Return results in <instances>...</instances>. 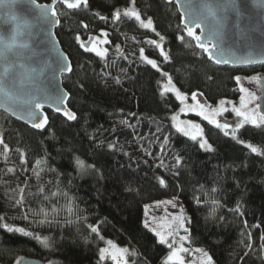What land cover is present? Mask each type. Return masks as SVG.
<instances>
[{"label": "trees", "instance_id": "trees-1", "mask_svg": "<svg viewBox=\"0 0 264 264\" xmlns=\"http://www.w3.org/2000/svg\"><path fill=\"white\" fill-rule=\"evenodd\" d=\"M88 1L75 10L57 7L56 35L73 66L63 77L64 86L77 119L68 122L47 110L50 123L37 131L0 112V134L9 146L5 157L0 145V264L32 255L50 264H105L101 249L108 241L128 250L127 264H165L171 248L144 222L145 206L164 198L182 203L189 219L188 243L205 249L215 264H264V154L246 147L251 143L264 152V126L245 124L234 139L201 120L212 150L200 148L197 140L177 132L172 117L182 103L162 88V73H168L189 98L195 92L206 104L236 100L240 82L235 77L264 74V64L212 63L183 31L176 5L166 0H135L155 32L134 19L113 20L116 9L133 6L131 0ZM101 30L110 41L103 57L75 39L104 38ZM157 33L165 37L167 61L148 43L159 40ZM141 48L157 60L158 69L141 59ZM226 117L236 121L231 113ZM109 143L116 147L109 149ZM176 155L182 157L180 165ZM76 158L95 167L80 169ZM20 188L25 203L16 206ZM25 214L43 221L37 228L24 227L33 235L3 227Z\"/></svg>", "mask_w": 264, "mask_h": 264}, {"label": "snow or ice", "instance_id": "snow-or-ice-1", "mask_svg": "<svg viewBox=\"0 0 264 264\" xmlns=\"http://www.w3.org/2000/svg\"><path fill=\"white\" fill-rule=\"evenodd\" d=\"M131 7H127L123 9V12L120 9H116L112 13V18L114 21H119L121 17H126L129 19H134L138 24L146 29H151L155 32V28L153 26V21L151 18H147V20L141 17V13L135 8V0H131ZM264 3V0H261ZM31 3L39 10L40 17L46 20L51 25H57L60 23L59 15L56 5L60 3L62 5H66L67 9H79L81 6L87 7L88 0H51L50 4H37L36 0H31ZM183 12L188 17L187 22L182 20L184 24L183 31L186 33L187 37L190 38L191 41L195 42V46L198 47L202 53L207 54V58L213 61L215 64H229L238 62L241 64H251L253 63V59L251 57L239 58L238 60H230L225 58L224 55V44H225V25L227 23V13L231 9H236V5L234 0L230 4L225 3H211L208 0H201L200 3H192L191 0H188L187 3L181 5ZM237 14L238 10H237ZM99 15V14H97ZM16 17L13 16L12 20L16 21ZM100 19H107V17L101 16ZM28 22H17L14 27L11 28L10 32H8L7 36L3 32H0V65L3 67V71L0 72V94H3L5 102L16 103L19 101L22 105L20 108V119H27L34 129H45V127L49 123V117L43 111L44 102L52 101L55 105V111L63 114L68 120H76L77 115L74 111L68 109L66 107V102L68 100L69 94L62 90H57L55 95H49L43 89L40 88L39 84L36 83L38 75L43 74V70H40V73L37 75H29L28 81L30 83L32 91L27 94V98L21 97L19 94L21 86L24 85V73L18 72L17 69H25L26 65L22 62L23 60L29 58L27 57V52L30 48L29 42L26 38V33L24 29L27 27ZM83 27L87 28L88 26L85 24ZM197 29H200L199 34L197 33ZM159 36V41L157 40H149L148 43L155 46L159 49L160 54L163 56L164 60L167 61L169 59L168 53L164 50L162 42L165 37L157 33ZM101 36L104 39H101L100 36H89L88 41H82L80 36H76V40L79 42L80 47L84 48L86 51L94 52L97 56H105L108 52L107 48L97 47L98 44H108L110 41L107 39L108 32L101 30ZM181 41L185 39L184 36L178 37ZM53 46L55 47V42H53ZM119 46H117L118 48ZM141 59L147 64L151 65L153 68L158 69V64L156 60L150 59L145 55L144 48L140 49ZM57 69L59 73L62 75L64 73L72 72V63L66 54L63 52H58L57 59ZM32 73H35L36 70L32 69ZM162 75L167 77V84L164 85L165 92H174L176 98L181 102L187 99V95L182 93L175 85L172 83V77L168 73H162ZM237 82H240L241 77H235ZM252 79L261 81L260 77H253ZM119 83V81H117ZM241 92L247 93V98L245 96H241L240 98V107H233L232 111L236 114V116L241 117L240 123L235 125L233 129L232 126L228 123H220L218 120H210L209 116L205 114L203 111L204 105L200 104L197 100V93L193 92L191 94L192 100L196 101V107L201 109L197 114L202 116L203 119L208 120L210 123L215 124L217 128L223 129L225 135H231L234 139L237 135V130L240 129L244 124H251L256 127L264 126V112L260 111L261 106L259 104H255L254 108H249L248 105L252 102L256 101L258 97L255 92L249 91L247 88L241 86ZM200 95H203L200 93ZM44 101V102H42ZM226 103L225 100L220 101L221 107L216 109L217 113L227 111L223 105ZM11 110V109H10ZM190 111H194L195 108H189ZM13 115H16L15 110H11ZM183 111V109H182ZM173 121L177 118L175 116L172 117ZM122 123H126V121H122ZM185 122H180L175 125L177 132L183 133L185 136H189L192 140H197V137H200L199 146L200 148L206 150H212V145L208 143L206 139L203 138L202 131L200 130V125H193L197 130V134H192L189 132L186 127L181 126ZM187 124H191V121L186 122ZM165 142L168 141V137H165ZM239 143L245 144V141L240 140ZM0 145L3 146V155L6 157L9 151V146L4 143V139L2 134H0ZM109 149H114L116 145L114 143H109L107 145ZM246 147L250 149L252 153L256 154H264L262 150L254 146L251 143H247ZM20 159H24V154L21 152ZM182 161V157L180 155L175 156L176 165H180ZM41 162L37 161V165ZM77 167L80 169H84L86 167L94 168V165H87L83 160L76 158ZM9 172L14 171L12 168H8ZM37 177H39V173H36ZM160 183L164 184L165 181L163 178L160 179ZM39 191L43 193L45 189L43 187L39 188ZM20 198L15 201L17 205H22L25 203L24 199V189L20 188ZM52 196L57 195V193H51ZM47 199V197H45ZM216 202L213 201V205L215 206ZM175 206V205H173ZM56 211V209H52ZM68 212L72 213L71 202L69 201L67 206ZM40 212H44V209H40ZM215 208H213V212ZM176 220L179 221L180 227L184 228V217L177 216ZM145 226H148V222L145 221ZM3 227L8 232H18L20 234L31 236L33 235L31 232H26L24 228H14L7 224H4ZM93 232H96V228H92ZM185 232H188L187 228H184ZM156 235L159 237V242L161 244H168V240L164 235L157 232ZM169 236H172V233H169ZM37 239H40L37 237ZM180 246L173 247L172 244H168L169 248H172L171 253L167 257L169 261H179V264H184L183 259L180 256V253H187L189 251L188 248L184 247L183 242L189 241V237L187 235L180 237ZM42 243L47 245V238L42 239ZM109 245H112V241H108ZM113 248H116L115 245H112ZM107 249H101V258L104 257ZM128 250L126 248L117 249L116 253L112 255V260L115 264H120V260H124V264H127V258L123 256ZM198 252H203L202 249H197ZM203 255L206 257V264H213L212 256L207 252H203ZM23 258H19L16 261V264H22Z\"/></svg>", "mask_w": 264, "mask_h": 264}, {"label": "water", "instance_id": "water-1", "mask_svg": "<svg viewBox=\"0 0 264 264\" xmlns=\"http://www.w3.org/2000/svg\"><path fill=\"white\" fill-rule=\"evenodd\" d=\"M166 2L169 4L174 3L176 5L181 16V23L182 20L187 22L188 17L183 12L181 5L187 3L188 0H166ZM191 2L196 4L200 3L201 0H191ZM208 2L230 4L233 2V0H208ZM36 3L50 4L51 0L45 2H39V0H36ZM234 3L236 5V9H231L228 11L227 23L224 29L225 58L235 61L239 58L251 57L254 62L251 64H241L234 62L229 64H220L218 66L246 67L263 65L264 3H262L261 0H234ZM58 5L62 4L57 3L56 9ZM62 6L67 9L66 5ZM237 10L239 14H237ZM13 16L17 18L16 21L12 20ZM24 21L28 22L24 31L26 33V38L29 42L30 48L26 54L29 58L22 61L26 65V68L17 69L18 72L24 73L25 80L24 85L21 86L19 94L21 95L22 99L27 98V94L32 91L30 83L27 79L28 76L37 75L42 69L43 74L38 75L36 83H38L40 88L49 95L54 96L57 90L67 92L69 97L66 102V107L70 109L68 105L70 93L65 88L63 79L64 76L69 75L70 73H64L61 75L57 69L58 52H63L68 56L56 35V30L60 23L57 25H51L46 20L42 19L40 17L39 10L31 3V0H0V32H3L5 36H7L8 32H10L11 28L14 27L17 22ZM182 26L184 27L183 23ZM196 31L199 34L200 29H197ZM53 42H55V47L53 46ZM196 48L199 49L198 47ZM204 55L207 57V54L204 53ZM211 62L214 63L213 61ZM32 69H35L36 72L32 73ZM2 71L3 67L0 65V72ZM261 80L264 81V75L261 76ZM259 86L260 95L258 98V104L261 106L260 111L264 112V82L259 81ZM21 107L22 105L19 101L16 103L5 102L3 94H0V112H4L14 120L30 127L31 129H34L27 119L19 118ZM10 109L15 110L16 115H13ZM47 110H51L55 114L63 117L68 122L75 121L68 120L63 116L62 112H56L55 105L52 103V101L44 102L43 111L48 116ZM226 123L232 125L228 121H226ZM34 130L43 131L44 129ZM22 264H46V262L40 258L28 256L23 258Z\"/></svg>", "mask_w": 264, "mask_h": 264}, {"label": "rangeland", "instance_id": "rangeland-1", "mask_svg": "<svg viewBox=\"0 0 264 264\" xmlns=\"http://www.w3.org/2000/svg\"><path fill=\"white\" fill-rule=\"evenodd\" d=\"M101 39H104V38H101ZM87 40L88 39H85L82 41L86 42ZM154 40H156V39H154ZM157 41H159V40L157 39ZM97 47L105 48V44H98ZM150 59H152V58H150ZM156 62H157V60H156ZM261 75L263 76L264 74L261 72H256L254 75H251L248 77L245 76L244 78H242L240 80V89H241V86H243L244 88H247L249 91L255 92L256 96L259 97L258 88H257L259 81L254 80L252 78L257 77V76L260 77ZM166 84H167V77L165 76L163 83H162L163 91H164V85H166ZM241 96H245V98H247V93H243L240 91L239 98L236 100L225 99L226 103L223 105V107L226 108L227 111H223V112H219V113L214 111V110L219 109L221 107L220 102L213 104V105L212 104H202V105H204L203 111L205 112L206 115L209 116L210 120H218L219 117H222L223 119H225L227 121H231L232 118L226 117V115L228 113H231L236 118L235 119L236 121L232 120V122H236V124L240 123L242 118L236 116V114L232 111V108L233 107H237V108L240 107ZM257 101H258V99L256 101L252 102L251 104H249L248 107L250 109L254 108L255 104H258ZM181 103H182V107L179 110L178 114H176V116H175L177 118L174 121L175 124L180 123V122H185V123L181 124V126L186 127V129L189 132H191L192 134H197V132H198V130L193 125H200L199 131H202L203 138L207 140V137H206L205 132H204V124L201 120H203L209 124H213V123H210L208 120L203 119L202 116L197 114L198 112L201 111V109L199 107H196L197 102L192 100V98H189L187 96V99ZM189 108H195V110L190 111ZM182 109H183V111H182ZM192 113H193V115L196 114L195 119L191 117ZM188 121H191L192 123L187 124L186 122H188ZM220 123H222V122H220ZM213 125H215V124H213ZM197 141L198 142L200 141L199 136L197 137ZM208 143H209V141H208ZM173 205H175V206H173ZM16 206H20V205L16 204ZM21 206H23V204ZM177 216H183L185 218L184 219V228L189 229V219H188L187 213H186L182 203L176 198L161 199L159 201H156V202H153V203L146 205L145 209H144V222L145 221L148 222V227H149L150 231H152L155 235L157 232L164 235L165 238L168 240V244H172L173 247H179L180 243H181L180 237L188 235V232H185L184 228L180 227L179 221L175 219V217H177ZM13 218H16V219H13V224L11 225V227H14V228H24L25 226L37 228L40 224L43 223V221H40L36 218L29 217L26 214L23 217V219L20 218V216H18V217L14 216ZM170 232L172 233V236H169ZM157 238L159 239L158 236H157ZM183 244H184V247L189 249V251L187 253H183V252L180 253V256L183 259L184 264H206V257L203 255V252H207L205 249L191 246L188 243V241L183 242ZM112 245H115V244L112 243ZM112 245H106V247L104 248V249H107V251L105 252L104 257L102 258V263L106 264V262H110L112 264H115V262L112 260L111 257L114 253H116L117 249H120L121 247L115 245L116 248H113ZM197 249H202L203 252H198V251H196ZM171 251H172V248L170 249V253H171ZM169 254L166 256V258L164 259L163 262L165 264H179V261H169L167 259ZM33 256H35V255H32L31 257H33ZM123 256L126 257L127 262H129L127 252L124 253ZM42 260L44 262H46V264H50L45 258H42ZM122 263H124L123 259L120 260V264H122ZM213 264H215L214 261H213Z\"/></svg>", "mask_w": 264, "mask_h": 264}, {"label": "flooded vegetation", "instance_id": "flooded-vegetation-1", "mask_svg": "<svg viewBox=\"0 0 264 264\" xmlns=\"http://www.w3.org/2000/svg\"><path fill=\"white\" fill-rule=\"evenodd\" d=\"M261 76H262V75H261ZM261 76H260V77H261ZM257 88H258V93H259V95H260V90H259V89H260V86H259V83H258V85H257ZM258 98H259V97H258ZM197 99L199 100L200 104H206V101H204L203 99H201V98H197ZM257 102H258V101H257ZM192 116H196V114L193 115V113H192ZM233 117H235V116H233ZM218 121H219V122H222V123H226L227 120L223 119L222 117H219ZM229 123L232 124L231 126H232V128L234 129V128H235V125H236V122H229ZM238 130H239V129H238ZM238 130H237V131H238Z\"/></svg>", "mask_w": 264, "mask_h": 264}]
</instances>
